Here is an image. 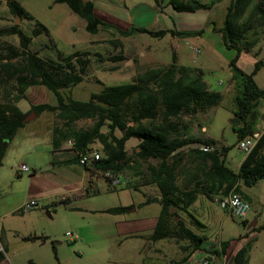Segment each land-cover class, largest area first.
Here are the masks:
<instances>
[{
    "label": "rangeland",
    "instance_id": "rangeland-1",
    "mask_svg": "<svg viewBox=\"0 0 264 264\" xmlns=\"http://www.w3.org/2000/svg\"><path fill=\"white\" fill-rule=\"evenodd\" d=\"M16 1L32 15L33 20L14 18L9 13L5 0H0V28L17 23L24 33L30 35L36 20L47 29V33L42 31L32 37L28 44L29 51L52 59L56 58L57 53L68 55L77 51L85 52L80 54L81 57L89 58V65L85 71L86 77L68 90L71 97L84 100L90 92H98L103 86L128 82L132 76L127 70L133 63L128 60L131 53L126 43L131 39H141L144 44H149V52L160 62H144L138 69L146 66L167 65L171 62L172 52H174L175 63L188 67L195 66L202 71V78L209 89L220 92L222 99L219 104L209 107L204 112L184 114L189 117V122L192 120L195 125L199 123L194 132L196 135H210L219 152L220 148L224 147L227 153L225 161L235 163L244 154L237 149L236 133L231 128V85L229 90L224 92L230 78L228 61L233 56L234 49L226 48L219 32L213 29V26L217 28L221 25L228 0H220L205 9L206 15L203 21L208 19L201 26L203 30L200 35L183 38H171L168 35L154 38L145 33L139 37L135 34L131 38H126L108 27H102L96 33H90L84 28V19L72 12L64 3H53L52 0ZM112 1H124L127 4L132 1L151 3V0ZM150 14L149 11L145 12L141 25L155 29L157 26L150 24L147 20ZM159 23L162 25V22ZM113 41L119 42L120 45L114 44ZM9 44L20 48L15 35L0 34V58L5 56L6 47ZM195 45L202 46L198 53L193 51ZM145 52L147 53L148 50ZM97 53L101 56L99 60H97L99 58ZM117 53H121L122 60L115 62L106 60L109 55ZM139 55L140 52L134 54L136 58H141ZM258 58H264L262 38H259L250 51H241L237 65L243 71L249 72L253 62ZM253 78L258 87H264V66ZM95 79L101 82H95ZM45 98L43 95L40 101H47ZM19 104L22 106L25 101L22 100ZM259 112L262 118L257 127L261 129L264 127V98ZM51 115L52 113H46L44 122L40 118L27 120L10 141L2 140L5 152L0 161V179L3 181L0 190V214L6 209L5 200L8 197L9 188L15 186L17 191L16 203L13 205L11 203L13 207L18 203L25 186L23 178L28 176V173L23 172L19 176L14 175L15 180H11L10 173L15 174L18 166L25 164L28 168L35 169L36 176L32 182L36 184L44 178V174L39 172H44L42 168L56 157L50 145L48 129L56 124L57 120L54 117L53 122L50 123ZM90 124L91 120L87 118L75 122L77 127H86ZM201 126L205 127V132L201 131ZM115 133L119 134L118 131ZM135 141L136 139L131 137L126 142L130 156L129 165H136L134 163ZM93 146L99 151L98 142H94ZM62 148L61 152L66 153L65 156L71 154L65 146ZM150 162L158 161L149 158L141 162V165L143 163L142 166H145ZM137 163L140 164V162ZM177 167L178 175L190 170L192 167L190 158L182 156ZM137 168V171L142 172L141 167L137 166ZM134 172L132 169L125 168L119 173L122 183L118 186H111L106 178L98 176L93 180L97 191L92 187L90 190H84L81 196L76 197L72 194L68 199L61 198L60 193L46 195L47 197L37 198L38 208L26 212L14 210L9 216H1L0 223L3 229L0 233V245L6 247L2 253L1 264L4 262L6 264H202L205 257H208L211 264L215 256L210 252V248L218 243L217 240H234L247 230L248 224L254 219H257L258 224L264 223V180H260L252 186L244 187V192L253 200L244 216L223 210L218 206L216 198L207 201L205 214L199 211L198 206L195 212L192 205L188 207V210L204 224L203 227L195 226L183 211H177L176 219L182 218L194 231L205 237L201 249L191 250L185 240H180L178 243L173 239L151 241L148 237L151 232L144 228L125 232L126 230H122L119 225L121 220L153 216L159 209L157 203H149L138 206L135 211L132 210L136 202L142 198V191L131 186L132 180L136 183L141 180L140 174L136 175ZM117 206H125L127 209L118 214L105 211L107 208ZM66 232L76 237L69 239ZM150 247L160 248L159 254L157 251H152ZM249 250L247 264L264 262V231L259 233L254 242L251 241Z\"/></svg>",
    "mask_w": 264,
    "mask_h": 264
},
{
    "label": "trees",
    "instance_id": "trees-1",
    "mask_svg": "<svg viewBox=\"0 0 264 264\" xmlns=\"http://www.w3.org/2000/svg\"><path fill=\"white\" fill-rule=\"evenodd\" d=\"M152 1L159 5L160 0ZM218 1L167 0V3L180 12L208 9ZM53 3L66 4L84 19V28L90 33H96L102 27H111L122 37L139 32L154 38L164 35L183 38L200 35L203 30L187 32L174 27L149 29L144 26L122 30L98 18L93 12L91 0H53ZM5 4L14 18L33 20L32 15L16 0H5ZM213 29L219 32L226 48L234 49L228 67L232 88L231 128L236 133L237 142L257 130L262 118L259 108L264 98V87H258L253 76L264 66V58L256 59L249 72L243 71L237 60L241 51H250L259 38L264 40V0H228L221 25L217 28L213 26ZM42 31L47 33L45 26L36 20L30 35L24 33L17 23L0 28V34L15 35L20 47L7 45L5 56L0 58V161L4 154L2 140L8 141L14 136L17 129L24 125L22 118L29 111L33 110L36 115L42 111L51 112L57 120L51 130L52 151L61 148L67 139L73 140V150L81 152L88 151L92 143L98 142L99 157L89 167L100 172L109 170L114 174L121 173L125 168L132 169L136 175L140 174V184H152L158 189V197L146 198L143 202L156 201L159 204L149 239H173L176 243L185 240L191 250L201 249L205 237L182 218L174 220V216H178L177 211L181 210L188 214L192 224L203 227L204 224L188 210L198 194L212 199L214 195L224 196L233 188L246 199L240 185L252 186L259 179H264V130L237 169L232 170L224 163V147L219 152L214 140L183 135L177 128V120L182 114L204 112L222 99L220 92L209 89L199 68L175 63L172 53L171 62L167 65L139 68L126 83L103 86L98 92H90L85 100L75 99L68 90L85 76L88 57H81L80 54L85 52L75 51L68 55L57 53L52 59L29 51L30 40ZM113 43L120 45L117 41ZM108 59L115 62L122 60L123 56L121 53L111 54ZM33 84L44 85L50 90L55 104H31L27 111L22 112L15 103L25 98L24 89ZM85 118L91 120L90 125H75L77 120ZM131 137L137 140L136 165L128 164L130 156L125 150V142ZM191 144H210L215 149L206 152L194 149L196 155L192 160L196 163L190 172L193 180H190V187H185L177 181L176 167L181 159L177 153L183 146ZM148 158L157 159V164L150 166L146 172L137 171V162ZM170 158L171 162H168ZM205 160H209L206 169L202 165ZM65 161L78 160L71 153ZM126 209L125 206H117L105 211L118 214ZM259 229H264V224L249 228ZM252 240H247L234 252L231 258L233 264H247ZM228 243L229 240H222L219 248L213 247L210 252L218 257L225 252Z\"/></svg>",
    "mask_w": 264,
    "mask_h": 264
},
{
    "label": "crops",
    "instance_id": "crops-1",
    "mask_svg": "<svg viewBox=\"0 0 264 264\" xmlns=\"http://www.w3.org/2000/svg\"><path fill=\"white\" fill-rule=\"evenodd\" d=\"M91 1L93 3V12L98 18H100L101 20H103L109 24L117 26L118 28H120L122 30H128L132 26H143V25H141V24H143L142 22L144 21L143 15L147 11H149L151 13L147 17L148 18L147 20L150 22V24H155L154 26H157V27H155V29H159V28L169 29V28L174 27L176 30H180V31H187V32L196 31V30L202 28L201 26L204 23H206V21L208 19L207 18L205 21H203L204 16L206 15L205 9H199V10H195V11H180V12H178V11H175L167 3V0H160V2L161 1L162 2L161 3L159 2V5H156L152 0H151V3H148L145 1H141V2H139V1L133 2L132 1L131 3H128V4L125 3L124 1H112V0H108L105 2H100V1L95 2L94 0H91ZM159 22H162V25H159V24H161ZM108 28L113 29L111 27H108ZM135 34H138V37H139V35H141L143 33L134 32L131 35L124 36V37L131 38ZM164 36H166V35H164ZM169 37H171V36H169ZM191 37H193V36H191ZM171 38H174V37H171ZM126 44H127V48L129 50V52L131 53L130 56L128 57V60L132 61V63H133L132 67L128 68V70H127V71L131 72V73L129 72L131 74V76H133L134 70L138 69V67L141 63H144V62H147V63L160 62V61H158L157 57H155L154 55H152L149 52V44H144L143 40H141V39L132 40L131 39ZM196 46H198L200 49L202 47L200 45H195L194 47H196ZM142 49H144L143 52H142ZM145 50H148V52L146 53ZM138 52H140L139 56H141V58H136L134 56V54L135 53L138 54ZM172 53H174V52H172ZM37 55H38V53H37ZM97 56L99 57L97 60L101 59L100 58L101 56L98 53H97ZM40 57H42V56H40ZM12 60L14 61L15 58ZM88 60H89V58H88ZM106 60L112 62L108 58ZM128 60H126V61H128ZM88 65H89V62H88ZM85 77H86V75L83 77V79L80 82H82ZM230 80L231 79L229 78L228 85H227L224 92L229 90V87L231 85ZM95 82H98V80L95 79ZM100 82L101 81H99L98 83H100ZM24 95H25V98H22L15 103L16 106L22 112L27 111L31 104H37V103H43V102H47L49 104H55V99H54V96L51 93V91L48 90L44 85H41V84H33V85L27 86L24 89ZM43 95L47 98V101H40L42 99ZM75 99H77V98H75ZM22 100L25 101V104H23L21 106L19 103ZM46 113H51V112L42 111L39 114L35 115V117H33V118H40L41 121L44 122V120L46 119L45 118ZM52 115L49 117L51 119L50 123L53 122L54 114L52 113ZM33 118H31V119H33ZM26 121H25V123H26ZM189 121H190L189 117L185 114H183L181 116V118L179 120H177V128L181 134L194 136V137H200V138H209V139L213 140V138L210 135H203V136L196 135L194 132L196 131V128L198 127L199 123H197L195 125L192 120H191V122H189ZM25 123H24V125H25ZM22 127H20V128H22ZM52 127L53 126H51L48 129V131L50 133V137H51ZM20 128H18V129H20ZM257 128H258L257 130H260V127H257ZM263 128H261V129H263ZM200 129H201V131H204V132L206 131L204 126H201ZM10 140H8V141H10ZM128 140H126V142ZM49 141H50V139H49ZM126 142H125V150H126V153L129 155L128 149L126 148ZM134 143L136 146L137 140ZM62 147H64L63 144H62ZM62 147L53 152V154H55L56 157H54L47 164V166L42 168V170H44V172H39V173L44 174L43 175L44 178L41 181H37L36 184H34L35 182H32L33 178L36 176L34 168L31 170V172H26V173H28V176L23 178V182L25 181V186H24V188L21 192V195L18 199V203L16 205H14L13 207H11V203H12V205L16 203L15 197H17L16 196L17 191H16L15 186H13V187L11 186L9 188V192H7L8 197L5 200V204L7 206H6V209L0 214V217L1 216L2 217L9 216L13 213L14 210L17 211L18 207L22 204V202L28 198H36L37 199V198H42L44 196L47 197L46 195L51 196V195H55L56 193L57 194L60 193L61 198L68 199L69 196L72 194L75 195L76 197H79L83 194L84 190L85 191L90 190V189H92V187L94 188L95 191H97V188L95 187V183L93 182V180H94V178H96L98 176H103L102 172L89 167L90 166L89 164L92 163L93 161H90L88 164H85V166L80 165L78 162H66L65 160H67V158L70 157L71 154L68 156H65L66 153L61 152V150H63ZM90 149H93L94 151L99 153V151L93 146V143L90 145ZM194 149L199 150V145L191 144V145L183 146L180 149V151L177 153L179 156H181L180 157L181 159H182V156H188L190 158L191 164H192V167L190 168V170H187L185 173H182V175H178V173H177L178 167H176V173H177V179H178L177 181L179 182V185H185V187L191 186L190 180L193 178V175L190 172L193 171V166L196 163L195 161L192 160L193 157H195V155H196V152L194 151ZM136 150H137V147H135L134 151L136 152ZM4 152H5V147H4ZM244 155L245 154H243L235 163H230V161H228V162L225 161L226 156H227V153L225 151L223 154L224 163L229 168H231L232 170H236L240 161L244 157ZM148 159L139 160L140 164H138V166L141 167L140 171L146 172L149 170L150 166H155L157 164V162H150V163H146L145 166H142L143 163L141 165V162H144ZM181 159H180L179 163L181 162ZM168 162H171V158L168 159ZM179 163H178V165H179ZM202 165L206 169L209 166V160H205L202 163ZM77 166L81 169L79 170V168H77ZM86 166H88V168H86ZM141 169H143V170H141ZM17 172H15V174H13L12 172L10 173L11 180H15L14 175L19 176L20 174L23 173L19 170H17ZM260 180H264V179H259L258 181H260ZM2 184H3V181L0 179V190L2 189ZM131 186L136 190L142 191V198L136 202L134 209H132L134 211L138 208V206H141L144 204L143 202L146 198H155V197L159 196L158 189L152 184H140V182L136 183L132 180ZM240 187H241L242 192L246 195V200L248 201L249 205L252 204L253 200H251L250 196L244 192V187H246V186L240 185ZM45 191H49V192L45 194L44 193ZM217 197H219V195H214L212 197V199L217 198ZM208 200H211V199L206 197L204 194H198L197 197L195 198V200L190 204V206L192 205L194 207L193 212H195L196 207L198 206L200 208L199 211H201L203 214H205V210L207 211V201ZM149 203H157L158 204V202H156V201H151ZM149 203H146V204H149ZM158 211H159V209H158ZM184 213H185V215L188 216V214L186 212H184ZM157 214H158V212H157ZM157 214L153 215V216H145V217L138 218V219L126 218V219L121 220L119 222V225L121 226L122 230H126L125 232H134V231H137L138 229L144 228V229H147L150 233L152 231L154 225H155ZM188 218H189V216H188ZM262 224H264V223L258 224L257 219H256L255 224L253 226H259ZM253 226H249V227L247 226V230L243 234L238 235L234 240L233 239H226V240H229V243H228V246L226 247L225 252L222 253L218 257H216L213 254L215 256V260H213V262H211V264H233L231 258H232V255L234 254V252L240 246H242L247 240L253 238L252 241L254 242L257 239L259 233L261 231H264V229L249 230V228L253 227ZM2 229H3V226H2V223H0V233H1ZM220 241H222V240H217L218 243L214 244L210 248V250L213 247L219 248ZM0 247H2L3 251L6 250V247L4 245H0ZM151 250L154 252L157 251L158 252L157 254H159V252H160V248H154L153 247V248H151ZM249 252H250V250L248 251V258H249ZM1 256H2V254H1ZM1 262H3L2 257H0V264H1ZM262 263H264V262H262ZM4 264H6V263L4 262Z\"/></svg>",
    "mask_w": 264,
    "mask_h": 264
},
{
    "label": "built area",
    "instance_id": "built-area-1",
    "mask_svg": "<svg viewBox=\"0 0 264 264\" xmlns=\"http://www.w3.org/2000/svg\"><path fill=\"white\" fill-rule=\"evenodd\" d=\"M193 51L198 53L200 48L198 46L193 47ZM263 129L255 130L250 135L239 139L236 142V147L238 150L242 151L244 154L250 151L256 140L259 138L260 134L262 133ZM63 145L67 148L71 153L77 156V162L80 165L88 164L90 161H94L98 159L99 153L94 151L93 149H89L86 152L76 151L72 149L73 140L67 139ZM215 147L210 144H199V150L201 151H213ZM17 170L21 172H31L32 169L28 168L25 164H20ZM104 178H106L111 186H118L122 183L118 174H114L109 170L102 171ZM216 201L218 206L223 210L230 212L232 214H236L238 216H244L249 208L248 201L243 198L238 192H236L233 188H231L224 196L217 197ZM39 203L36 198H28L22 202V204L18 207V212H26L34 208H38ZM66 236L69 239H74L76 235H72L70 232H66ZM3 253L2 247H0V254ZM202 264H210L208 258H204L202 260Z\"/></svg>",
    "mask_w": 264,
    "mask_h": 264
},
{
    "label": "water",
    "instance_id": "water-1",
    "mask_svg": "<svg viewBox=\"0 0 264 264\" xmlns=\"http://www.w3.org/2000/svg\"><path fill=\"white\" fill-rule=\"evenodd\" d=\"M81 1H85V0H81ZM35 112L33 110H31L29 113H27L23 118H22V121L25 122L26 120H29L33 117H35ZM174 220H176V217L174 218ZM255 224V220H253L252 222H250V224L248 225L249 226H253Z\"/></svg>",
    "mask_w": 264,
    "mask_h": 264
}]
</instances>
